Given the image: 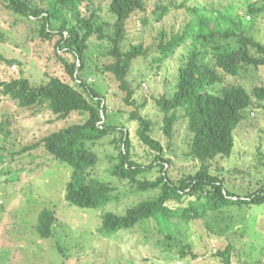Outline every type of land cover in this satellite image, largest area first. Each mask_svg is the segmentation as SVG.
Segmentation results:
<instances>
[{
	"label": "rangeland",
	"instance_id": "rangeland-1",
	"mask_svg": "<svg viewBox=\"0 0 264 264\" xmlns=\"http://www.w3.org/2000/svg\"><path fill=\"white\" fill-rule=\"evenodd\" d=\"M182 1L197 9V13L186 16L184 9L173 10L161 22L148 29L143 27L144 17L152 20L158 5L171 2L179 5ZM146 3V12L129 21L128 36L133 43L152 44L161 30L171 33V26L177 27L175 30L179 32L191 17L196 21L201 18L205 22L221 21L219 16L226 14L234 20L239 18L244 31L264 44V13L257 17L247 14L246 0H146ZM91 5L83 7V12H88L83 16L89 20L93 15L94 25L107 29L112 22L107 14L109 2L93 0ZM39 29L37 23L15 15L0 3V53L19 62L12 67L0 65V80L19 77L23 72L36 84L46 81L48 76L71 82L58 55L71 61L75 58L65 49H55L60 36L54 35L50 41H43ZM99 35L93 33L88 40L87 67L83 76L105 95L107 125L122 130L94 143L92 149L99 159L90 174L109 183L118 197L100 210L70 207L65 201V189L71 175L69 167L57 164L43 148L26 152L10 162L11 152L19 153L51 133L82 124L85 117L74 113L66 120H58L47 110L36 114L33 110L22 109L0 94V121L9 122L10 130V138L3 143L9 152L0 149V159H3L0 178L22 171L18 183H0V264H223L218 252L228 245L233 248L231 264H264V206H230L187 223L186 242L190 243L191 249L185 251L184 258L182 244L177 245L164 234H158V225L154 221L112 236L98 232L105 213L124 215L129 208L159 193V190H135L131 183L108 172L112 159L122 149L124 133L129 135L133 159L139 164H151L158 153L140 141L138 123L128 118L135 108L124 103V93L113 76L102 72L101 67L111 61L108 56L110 45L100 41ZM188 47L190 45L179 48L161 64L140 58L134 62L128 76L140 113L152 122V137L162 144L164 158L171 160L168 169L174 179L194 173L200 168V162L191 155L193 135L187 119L182 117L174 127L173 138H167L162 130L164 115L155 105V99L163 95L171 97L176 91L178 69ZM219 72L222 83L208 87L206 91L219 94L228 85H242L250 93L256 87L264 88V67L236 77ZM180 115H183L182 111ZM234 139L231 156L217 158L210 163V168L224 181L227 189L245 196L264 180V100L254 98V108L246 113L245 121L234 132ZM160 175L157 166L139 178L155 180ZM186 205L187 202L181 204ZM44 209L52 210L57 219L53 235L47 239L41 238L36 230ZM145 230L149 233L145 234Z\"/></svg>",
	"mask_w": 264,
	"mask_h": 264
},
{
	"label": "trees",
	"instance_id": "trees-1",
	"mask_svg": "<svg viewBox=\"0 0 264 264\" xmlns=\"http://www.w3.org/2000/svg\"><path fill=\"white\" fill-rule=\"evenodd\" d=\"M92 1L0 0L6 10L37 23L43 41H50L54 35L60 36L55 49H65L75 58L71 61L58 55L71 82L48 76L46 81L36 84L21 72L19 77L0 80V94L9 97L22 109L33 110L36 114L47 110L58 120H66L74 113L85 117L82 124H73L51 133L19 153L11 152L10 162L26 152L43 148L57 164L69 167L71 175L65 189V201L70 207L85 211L100 210L118 197L109 183L90 174L99 159L92 149L94 143L112 132L122 130L107 125L105 95L83 76L87 67L88 40L98 32L100 41L104 40L110 45L108 56L111 61L105 63L101 70L113 76L119 90L124 93V103L135 108L128 118L138 123L140 141L158 153L151 164H139L133 159L129 135L124 133L122 149L112 159L108 172L113 177L128 181L135 190H159L158 196L129 208L124 215L105 213L98 232L112 236L145 227L154 221L158 225V234H164L167 240L177 245L182 244L184 258L185 251L190 252L191 249L190 243L186 242L187 223L230 206H264V180L253 192L241 196L227 189L224 181L210 168V163L217 158L231 156L235 146L234 132L245 121L246 113L254 108V98L264 100V88L256 87L250 93L242 85H228L219 94L206 91L208 87L222 83L219 70L236 77L264 67V44L244 31L239 18L234 20L226 14L219 16L222 22L215 19L205 22L202 18L196 21L191 17L179 32L175 30L177 27L171 26V33L161 30L152 44L133 43L128 36L129 21L146 12V0H107V14L112 21L107 29L94 25L93 15L89 20L83 16L88 13L83 12V7H88ZM246 2L247 14L257 17L264 13V0ZM181 9L185 10L186 16L197 13V9L189 7L185 1L179 5L174 2L158 5L152 20L144 17L143 27L148 29L161 22L171 11L179 12ZM187 45L190 47L181 58L176 91L171 97L163 95L155 99V105L164 115L162 130L167 138H173L174 127L182 117L187 119L188 129L193 135L191 155L200 162V168L194 173L174 179L168 169L171 160L164 158L162 144L152 137V122L140 113L128 76L136 60L149 58L161 64L171 58L176 50ZM2 64L12 67L19 62L0 53ZM181 111L183 115H180ZM8 126L9 122L0 121V149L6 153L9 150L3 143L10 138ZM157 166L161 175L155 180L139 178ZM20 172L10 177L5 174V179H1L4 178L2 176L0 183H18ZM185 202L187 205L181 206ZM56 220L55 213L50 209L40 213L36 230L41 238L47 239L53 235ZM232 251V246L228 245L218 252L223 264H231ZM192 257L196 258V255L192 254Z\"/></svg>",
	"mask_w": 264,
	"mask_h": 264
}]
</instances>
